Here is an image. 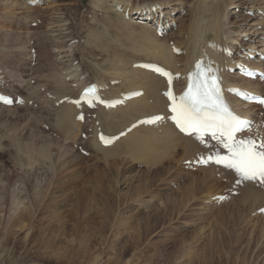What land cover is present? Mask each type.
Instances as JSON below:
<instances>
[{
    "label": "rangeland",
    "instance_id": "374dc122",
    "mask_svg": "<svg viewBox=\"0 0 264 264\" xmlns=\"http://www.w3.org/2000/svg\"><path fill=\"white\" fill-rule=\"evenodd\" d=\"M131 1L186 8V14L178 19L175 37L187 38L186 31L180 29L190 25V13L197 0ZM214 2L224 7V24L220 26L229 41L252 30V23L257 20L243 12L235 14L232 7L259 6L256 1L211 0L209 4ZM15 3L10 7L0 0V67L8 70L5 76L9 90L32 97L36 106L0 105V264H91L93 260L96 264H116L120 259L128 264H264V217L255 216L251 205L243 200L212 206L209 195L221 191L224 185L210 180L214 179L210 168L184 169L178 160L184 159L180 158L184 157L181 146L182 151L178 149L174 156L170 155L173 159H156L157 164L146 159L145 165L138 163L134 159L143 156L129 152L118 157L104 156L74 135L82 123L66 134L74 139L54 129L53 116L59 106L52 108L42 100L43 91L35 96L29 86L14 80L28 75L35 83L45 84L42 78L52 70L62 77L64 54H71L82 63L79 69H85L87 80L91 77L87 70L91 59L99 63L96 75L102 72L99 68L110 71L106 51L95 48L97 51L92 53L87 44L89 34L97 33L104 42H110V47L130 46L117 41L118 36L122 41L126 35L117 33L108 22L107 4L95 8L92 0H52L47 4L49 8L42 5L29 10L20 0ZM57 11L62 13L57 15L62 23L69 26L67 30L64 26L59 35L56 34L60 32L51 31ZM26 14L41 18L42 23L29 26L24 20ZM108 25L111 27L106 31ZM250 33L253 31L246 34ZM46 35L47 40L40 42L39 37ZM70 37L78 40L74 47L66 43ZM28 38L39 52L38 63L32 69L25 56ZM84 53L85 58L81 57ZM45 85L55 92L56 87ZM45 123L47 129L43 127ZM77 143H84L89 154H81L75 148ZM110 170H118V183L105 182ZM194 178L198 181L193 184ZM191 194L194 196L189 198ZM187 196L182 210L172 213V205ZM102 206L112 211L106 221L100 215Z\"/></svg>",
    "mask_w": 264,
    "mask_h": 264
},
{
    "label": "bare ground",
    "instance_id": "6f19581e",
    "mask_svg": "<svg viewBox=\"0 0 264 264\" xmlns=\"http://www.w3.org/2000/svg\"><path fill=\"white\" fill-rule=\"evenodd\" d=\"M14 1L17 2L18 0H14ZM14 1L13 0H5V4H7V5L9 4L10 7L16 6L17 3H15ZM25 1L26 0H24L23 6L26 9H31L32 7L27 6ZM254 1H256V3L259 4V6H257V7H260V4L264 3V0H254ZM105 3L107 4L106 5V18L108 19V22H111L116 27L117 33L119 32V33H123L124 35H126L125 38H123V40L126 39V43L129 44L130 46L128 48L118 47L120 45H118V46L112 45V47H110V44H109L110 42L109 41L104 42L102 40L103 38L101 37V35H98L97 33L96 34L95 33L89 34V37L87 39V44L89 45V51L92 53L93 52L95 53L97 50L94 51V49L99 48L101 51H106L105 53L107 55V58L110 59L109 64L106 62L108 64V66H110V67H108L106 65L110 71H107L106 69H103V68H99L100 70H102L101 74H99V75H96V66H98L99 63L97 62L95 64V63H93V61L91 59L87 63V70L88 71L90 70V76H91L90 79L92 78V80L98 81L100 83H104V81L106 79H108L109 81L116 79L117 83L112 85V87H110V90L108 91L109 96H117L120 93V91L125 92V91L135 89V88H142L144 90L142 96L126 101L123 106H118L114 109H107V110H105L104 108H100L99 111L96 113L95 119L99 120L98 122H100V125L103 127V129H105L104 132H106L108 134H114V133H117L118 131L122 130L126 125H128L131 121L135 120L136 118L141 117V116H145V115H148V114H151L154 112L163 111L165 108L166 102H165L163 96L161 95V91L165 88L163 79L161 77L153 74L150 71H146V70H143L140 68H133V67H131V64L133 62H137V61H141V60L144 61V59L140 58L141 56L151 57L152 60H148V61L158 62L161 65L172 69L173 71L186 72L191 67V65H192L193 61L196 59V57L202 55L204 52L210 56H213L214 58H217L218 54L216 53V51H214L212 49H210V50H212V53L209 51L208 47L206 46V41L208 39H213V37L219 32L220 23L224 24V22L221 21V19H222L221 16L224 14L225 10H224V7H220L221 5L216 4L215 2L209 4V3H206L205 0H199L198 4H195L191 10V13H190L191 14L190 15L191 16V23L189 26H187V28H186L187 30L183 29V28L180 29L181 32L186 31V34H187L186 37L187 38L186 39L175 38V40H174L175 46L180 47L181 49L183 47L185 49V52L183 54H180V55H174L171 52V49L167 43L168 41L165 38H161V39L152 38L151 37L152 32H150V28L147 25H136L134 23H131V18L124 19L123 17H120V16H122V13L119 15V14H117V11L115 10V4H121L124 7L130 6V8L128 10L131 11V9L134 6H138L139 3H136L135 5L131 6V5H129L130 0H92V5L95 6V8H101ZM151 3H153V2H150V3L144 2L142 4H151ZM167 4H166V6H167ZM161 5H163V4H161ZM236 5H238V4H236ZM19 6H20V4H19ZM163 6L165 7V5H163ZM125 9L126 8H124L123 10H125ZM54 13H56V16H54L55 14L52 13L54 16V19L52 18V20H54V21L52 22L53 26L51 23V29H52L51 31L52 32L56 31V33L60 32V33H57L56 35L63 34V33H61V30L64 26H65L64 28H66L65 30H67L69 28V26L67 25L68 23H66V24L62 23L63 22L62 18L59 17L60 16L59 14L62 15V13H60L58 11L54 12ZM57 15H59V16H57ZM63 16H64V14H63ZM101 17H104V16H101ZM60 22L62 24H60ZM221 27H223V26H221ZM135 28H138V29L136 30ZM221 31H223V30H221ZM126 32L129 35H127ZM178 33H180V32H178ZM47 35H46V37L40 36L39 41L45 42L47 40ZM65 37H66V35H65ZM57 38H59V37H57ZM61 39H63V38H61ZM225 39H226V37H225ZM238 41H239L238 44H240L241 40H238ZM124 42L125 41H123V43H121V45H123ZM110 51H111V53H110ZM27 52H28V50H27ZM64 53H67V52H64ZM70 56H71V54L61 55V59L64 58L61 62H63V63L66 62L63 64L64 67L62 66V68H61L64 71V72H62V73H64V75L62 77L58 76L57 74L52 73L53 70L51 69L52 71H47V74H44L45 77L42 78V79H45V81H46L45 84H49L51 87H56L55 88L56 99L63 97L65 95H72V92H75V95H76L78 90H79V87H77V89H75L76 87H72L71 83H75V84L80 83V85H83L84 83H86V80H87L86 78H84L83 81L80 80V76L84 74V70H85V69L80 70L81 69L80 66L82 63H79L76 66L75 65L73 66L72 61L74 58H71ZM81 57L85 58L86 57L85 53L83 55H81ZM107 58L104 60H107ZM220 59H224V57L221 56ZM83 61H84V59H83ZM94 61H96V60H94ZM102 64H103V62H102ZM66 75H68L69 78H71L70 82H66ZM226 75L227 74L224 75V78H225V83L227 85L239 84L241 86H244L245 88H250V89L261 88V84L258 83V81L256 82V81L248 80V79L239 77L237 75H231V76L228 75L227 77H225ZM88 80H89V78H88ZM179 83L181 84L180 87H182V85H184L185 81H181ZM229 98L233 102L234 109L239 114L247 115V116L249 115L248 113L251 109L250 105H248L246 110H241L240 109L241 104L238 101H236L235 99H233L232 97H229ZM54 109H57V108H54ZM75 113H76V110H75L73 105L66 104V103H62L61 105H59L57 112L55 114L53 113L54 116L52 115L54 117L55 124H56L54 126V129L57 128L59 131H61L66 136V134L70 130H73L75 125L81 123V122H78L74 119ZM250 113H251V111H250ZM49 123H51V122H49ZM80 128H81V126H80ZM140 129H144L143 131H149V133L144 132V133L140 134L139 133V132H141V131H139ZM157 129L158 128L149 127V126H147V127L141 126L138 128H134L133 130L128 132L125 136L119 138L112 145L107 146V147H102V146L98 145L97 142L94 141V139H93V142H91V144L94 147H96V149L100 150V152H102L104 156H106V155L107 156L108 155L114 156L115 155L118 157L119 155H122L124 152H126V153L129 152L134 156H143V157H146L147 161H154V162L156 159H159L160 157L168 155V152L170 150L173 151L174 149L178 148V146L182 147V149L184 151L183 152L184 155L193 154L194 152H196L200 149H203L194 140H192L190 137L182 136L180 133L176 132L173 129V127L168 123L161 126L159 128V131H157ZM67 137H68V135H67ZM129 153H128V155H129ZM108 157H110V156H108ZM124 158L127 159V157H125V156H124ZM156 162L158 163V161H156ZM117 171L118 170H110V177H108L107 180H105V182H109V181L113 180V182L115 181L114 183H116L118 181L117 180V176H118ZM227 175L229 176L230 173L225 172V176H227ZM192 181H193L192 183L194 184V182L198 181V178H194V179H192ZM193 194H191L189 198L193 197L194 196ZM240 196H241V199H243V201H245V202L247 201L251 206H253L255 203L252 201H249L248 199H250V198H254V199L262 198V196H264V191L261 192L257 188H255V187L251 186L249 183H247V184L243 185V187H241V195ZM189 198L187 196L186 198H181L179 201H177V203L175 202L172 205V213L175 210L176 211L182 210V207L185 206V203L188 201ZM166 211H168V210H166ZM101 212H100V215L103 214L105 221H106V218L108 217V215L109 214L111 215V213H112L111 209H109L108 207H106V209H105V208H103V206H102ZM169 213H171V212H169ZM74 219L76 220L77 217ZM105 221H104V223H106ZM73 224H74L73 226L76 227V224L75 223H73ZM100 226L102 227L101 222H100ZM95 238L98 239L97 236H95ZM128 263H129L128 261H122V259L117 260V262H116V264H128ZM91 264H96V263L93 260L91 262Z\"/></svg>",
    "mask_w": 264,
    "mask_h": 264
},
{
    "label": "snow or ice",
    "instance_id": "6c2138e0",
    "mask_svg": "<svg viewBox=\"0 0 264 264\" xmlns=\"http://www.w3.org/2000/svg\"><path fill=\"white\" fill-rule=\"evenodd\" d=\"M196 67H201L197 62ZM157 72L168 78L169 84L172 81V74L164 69L157 68ZM208 69L207 72H211ZM201 79L195 85L189 83L185 93L180 97V103H176V98L169 90L165 93L172 101L171 111L174 115L171 117L181 131L191 130L194 133L206 134L211 132L214 139H218L223 147L228 150V155H217L201 160L202 163H208L214 159L217 164H223L225 167L233 169L242 181H257L264 184V142H257L251 137L237 140L236 133L247 128L251 121L242 119L233 114L230 109L222 102L219 96V85L216 76H209L205 71L200 72ZM264 103V100L261 101ZM163 119L157 116L148 122H155ZM217 132L220 136H217ZM223 138V139H221ZM198 139L203 140V135ZM101 140L109 143L110 140L101 136Z\"/></svg>",
    "mask_w": 264,
    "mask_h": 264
}]
</instances>
